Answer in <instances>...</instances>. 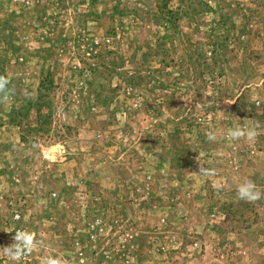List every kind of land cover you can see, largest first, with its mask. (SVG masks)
Here are the masks:
<instances>
[{
	"label": "rangeland",
	"instance_id": "rangeland-1",
	"mask_svg": "<svg viewBox=\"0 0 264 264\" xmlns=\"http://www.w3.org/2000/svg\"><path fill=\"white\" fill-rule=\"evenodd\" d=\"M163 1L0 3V264H264V0Z\"/></svg>",
	"mask_w": 264,
	"mask_h": 264
},
{
	"label": "clouds",
	"instance_id": "clouds-1",
	"mask_svg": "<svg viewBox=\"0 0 264 264\" xmlns=\"http://www.w3.org/2000/svg\"><path fill=\"white\" fill-rule=\"evenodd\" d=\"M9 85L10 80L8 77L6 75H0V102L7 101L13 94L14 89L10 88ZM225 103L229 104L226 101ZM226 137L229 140L245 139L249 142L255 141L257 137L256 126L237 125L227 130ZM207 138L209 141H215L217 139V134L215 132H209ZM198 173L205 176H215L216 170L205 168L201 165ZM236 198L245 202L255 203L264 199V190L259 188L253 180L246 178L237 186ZM12 239L14 241L12 244L0 248V256L10 261L22 260L26 255L42 247L43 244V242L37 238V233L28 229L16 230ZM76 243H79V241H76ZM40 264H71V261L62 256L45 255L41 257Z\"/></svg>",
	"mask_w": 264,
	"mask_h": 264
},
{
	"label": "trees",
	"instance_id": "trees-1",
	"mask_svg": "<svg viewBox=\"0 0 264 264\" xmlns=\"http://www.w3.org/2000/svg\"><path fill=\"white\" fill-rule=\"evenodd\" d=\"M162 6L167 10L166 13H167V16L169 20H172V22H176L177 21V13H179L176 9H171L168 7V0H164L162 2ZM176 20V21H175ZM106 34H110V32L108 31ZM203 55V54H202ZM198 61V60H197ZM88 69L90 70H94L93 67H88ZM48 76V73L47 75ZM80 241H82L83 239L82 238H79Z\"/></svg>",
	"mask_w": 264,
	"mask_h": 264
},
{
	"label": "built area",
	"instance_id": "built-area-1",
	"mask_svg": "<svg viewBox=\"0 0 264 264\" xmlns=\"http://www.w3.org/2000/svg\"><path fill=\"white\" fill-rule=\"evenodd\" d=\"M3 0H0V3L2 2Z\"/></svg>",
	"mask_w": 264,
	"mask_h": 264
}]
</instances>
